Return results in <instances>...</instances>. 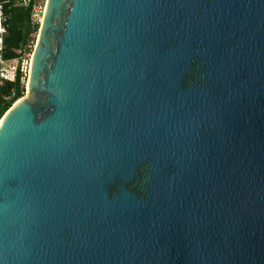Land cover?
<instances>
[{
    "label": "water",
    "instance_id": "water-1",
    "mask_svg": "<svg viewBox=\"0 0 264 264\" xmlns=\"http://www.w3.org/2000/svg\"><path fill=\"white\" fill-rule=\"evenodd\" d=\"M8 112L0 264H264V0H47Z\"/></svg>",
    "mask_w": 264,
    "mask_h": 264
},
{
    "label": "trees",
    "instance_id": "trees-1",
    "mask_svg": "<svg viewBox=\"0 0 264 264\" xmlns=\"http://www.w3.org/2000/svg\"><path fill=\"white\" fill-rule=\"evenodd\" d=\"M5 2L6 26L8 34L5 36L3 56L6 60H18L22 57L28 45L32 44V34L38 36L40 23L34 24L32 12L34 0L28 6L22 0H0ZM36 39V37H35ZM33 42V51L36 41ZM18 72L14 82L1 81L0 79V120L26 93V83Z\"/></svg>",
    "mask_w": 264,
    "mask_h": 264
},
{
    "label": "built area",
    "instance_id": "built-area-1",
    "mask_svg": "<svg viewBox=\"0 0 264 264\" xmlns=\"http://www.w3.org/2000/svg\"><path fill=\"white\" fill-rule=\"evenodd\" d=\"M23 4L28 6L31 0H22ZM8 2V1H5ZM5 2L0 1V79L1 81L14 82L17 78L18 72L22 73V79L25 80L29 76L31 59L33 55V42L34 39L37 41V36L32 34L33 41L32 44L28 45L24 51L22 57L18 60H6L3 56V47L5 36L8 34L6 21L7 17L5 14ZM35 4L32 12V21L34 24L40 23L42 21V16L46 7L47 0H34ZM35 48V46H34Z\"/></svg>",
    "mask_w": 264,
    "mask_h": 264
},
{
    "label": "bare ground",
    "instance_id": "bare-ground-1",
    "mask_svg": "<svg viewBox=\"0 0 264 264\" xmlns=\"http://www.w3.org/2000/svg\"><path fill=\"white\" fill-rule=\"evenodd\" d=\"M27 97H24V98H21L18 102H16V104L15 105H13L14 107L16 106V105H18L20 102H22L24 99H26ZM9 113V112H8ZM7 113V114H8ZM7 114L6 115H4L5 117L7 116ZM5 117L3 118V119H1L0 120V127H1V125H2V123H3V121H4V119H5Z\"/></svg>",
    "mask_w": 264,
    "mask_h": 264
},
{
    "label": "rangeland",
    "instance_id": "rangeland-1",
    "mask_svg": "<svg viewBox=\"0 0 264 264\" xmlns=\"http://www.w3.org/2000/svg\"><path fill=\"white\" fill-rule=\"evenodd\" d=\"M28 81V80H27ZM24 97H27V83H26V93H25V95L23 96V98Z\"/></svg>",
    "mask_w": 264,
    "mask_h": 264
}]
</instances>
